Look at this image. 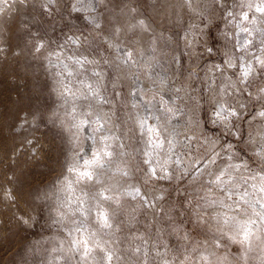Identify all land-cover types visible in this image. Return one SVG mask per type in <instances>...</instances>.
Listing matches in <instances>:
<instances>
[{"label":"snow or ice","instance_id":"snow-or-ice-1","mask_svg":"<svg viewBox=\"0 0 264 264\" xmlns=\"http://www.w3.org/2000/svg\"><path fill=\"white\" fill-rule=\"evenodd\" d=\"M30 2L0 0V15L13 16ZM54 2L47 0L41 7L47 9ZM213 2L225 20L221 36L228 50L220 63L205 61L202 66L201 59L205 55L211 58L213 47L196 51L200 39L193 29L199 26L192 25L183 37L177 34L175 43L179 49L182 39L184 48L192 49L188 56L196 67L184 69L181 59L185 53L181 52L180 58L173 55L169 64L172 80L167 71L164 75L157 71L162 65L155 54L160 41L164 47L174 41L171 36L156 34L143 11L145 0H95L111 19L96 11L93 0H77L80 6L72 5L76 12L89 10V23L98 32L106 31L103 39L108 47L120 53L115 67L135 69L130 72L129 95H140L136 89L139 72L153 87L150 99L142 105H131L136 111L128 114V120L134 122L139 135L129 151L123 124L114 108L115 97L121 93L113 92L111 98L106 95L108 86L102 72L91 73L93 82L79 78L85 65L100 62L87 56L68 57L77 66L72 69L63 63L61 51L49 52V65L63 68L56 73L63 113L54 114L50 122H58L68 134L70 149L65 154L64 174L54 182L58 185L53 193L58 207L55 217H50L61 235L52 238L54 246L47 250L42 264H251L253 260L264 264V0ZM182 6L203 17L197 0H183ZM101 20L107 21V29ZM30 35L35 52L48 47L44 36ZM145 36L149 38L148 48L142 47ZM87 40L83 34L67 36L58 48L80 46ZM7 50L0 46V54ZM73 78L78 87L72 84ZM177 79L184 81L180 87L173 86ZM195 80H200L203 87L199 91L207 96L194 95L198 91ZM201 100L210 104L211 123L216 128L213 136L202 128L198 115ZM141 107L148 115L141 114ZM29 115L20 117V129L35 124L36 116L32 114L29 120ZM178 115L186 117L183 125L179 120L173 123ZM24 143L33 155L45 151L43 145L32 147L38 138L25 139ZM240 143L246 144L251 153L238 151ZM201 151L203 154L197 155ZM160 181L173 186L171 191L177 193L180 203L165 209L162 202L168 201L171 191L154 187ZM129 197L137 204L126 212ZM4 199L17 204L11 189ZM49 199V193L44 192L34 197L33 203ZM137 209L141 215L153 213L143 232L136 228L141 223ZM33 211L16 219L28 227H45ZM157 217L174 225L171 234L179 241L175 246L162 238L164 229L156 227ZM231 246H236L235 251Z\"/></svg>","mask_w":264,"mask_h":264},{"label":"rangeland","instance_id":"rangeland-1","mask_svg":"<svg viewBox=\"0 0 264 264\" xmlns=\"http://www.w3.org/2000/svg\"><path fill=\"white\" fill-rule=\"evenodd\" d=\"M46 3L47 0H31L27 8H20L19 12L13 16L0 15V46L8 49L6 53L0 54V264H42L47 258V250L54 246L52 238L61 235L59 226L53 224L50 217H55L58 207L53 195L58 185L54 182L57 177H62L64 174L65 154L69 152L70 145L68 134L59 127L58 122L56 124L50 122L55 119L54 114L62 115L63 113L61 86L58 82L60 78L56 75L63 68L49 65L46 59L49 52L61 51L63 63H67L72 69L77 66L73 65L67 59L68 57L87 56L89 60L100 62L98 65H85L84 69L79 71V78L86 82H93L91 73L102 72L105 75L104 83L108 86L106 95L111 98L113 92L121 93L115 97L114 108L123 124L125 142L129 146V151L135 147L139 135L134 122L128 120V114L136 111L131 108V105L134 103L142 105L152 95L150 89L153 85L143 72L137 73L139 83L136 89L140 90V95H129L132 90L130 72L135 69L130 70L123 65L119 68L115 67L116 58L120 53L108 47V43L103 39L106 31L98 32L89 23L87 19L90 15L89 10L73 11V4L80 6L77 0H55L47 9L42 8L41 5ZM182 3L183 0H145L143 7L146 18L149 19L156 34L163 33L165 38L171 36L174 41L169 47H164V42L160 41L155 54L162 65L157 71L161 75L167 71L169 80L173 79L169 69L173 55L180 58L181 52L185 53L181 59L183 68L196 67L192 58L188 56L192 49H185L182 39L179 40V49L175 43L177 34L183 37L184 32L192 25L199 26V29H193L200 39V46L196 48V51L202 52L204 46L213 47L212 57L205 55L201 59L202 66L205 61L208 64L220 63L223 59L222 54L228 50L225 46L226 41L221 36L225 30V20L220 8L213 0H197L200 5L198 12L202 11L203 17L189 12ZM159 5L165 7L160 8ZM93 6L102 16L112 18L103 5H95V0H93ZM101 24L105 29L108 28L106 20H101ZM199 30L203 31V35H200ZM37 33L48 41V47L42 52H35L29 43L33 39L30 34ZM81 34L88 38L87 43L82 42L80 46L68 45L62 50L58 48V45L65 43L67 36H81ZM142 47H149V38L146 36ZM228 47L230 48L231 45L229 44ZM147 58L151 59V56ZM53 60L55 62L56 58L53 57ZM105 60L109 63H104ZM109 64L112 66L110 67ZM179 66V64L176 65L177 68ZM109 74H111L110 78ZM203 75L204 72L201 71V78ZM116 77H120L119 81ZM114 83L115 87H113ZM182 83H184L183 80L177 79L173 86L180 87ZM72 84L74 87L79 86L75 78L72 79ZM194 87L198 89L194 95H208L206 92L199 91L203 87L200 80L194 81ZM201 105L198 115L202 121V128L208 136H213L216 134V128L211 123L210 104L201 100ZM140 112L142 115H148L142 107ZM25 113L30 114L29 120L34 114L36 122L32 127L25 126L22 130L19 127L20 117ZM185 119V116L178 115L173 123L179 120L180 125H183ZM129 129L132 132H129ZM181 131L183 132V128ZM33 138H38V143L32 147L38 148L43 145L45 151L33 155L28 150L29 146L25 145L24 141ZM232 141L236 143L235 138H232ZM87 149L86 144L85 150ZM239 149L251 153L246 144H237V150ZM202 154L203 151L197 155ZM154 187L171 191L173 186L166 181H160ZM8 189H11V194L17 197V204L4 199ZM44 192H48L51 199L36 200L33 203V198L43 195ZM162 203L167 209L169 205L180 203V199L175 191H171L168 201ZM136 204L137 201L127 198L125 211H131ZM30 209H34L33 215L41 217L40 224H44L45 227L40 225L28 227L18 222L16 217ZM152 215L151 211L141 215L140 210L137 209L136 216L141 223L137 224L136 228L140 232L145 231L144 225L151 221ZM155 224L157 228L164 229L162 238L166 242L173 246L179 243L176 236L171 234V228L174 225L166 223L159 217L156 218ZM231 247L232 251H235L236 246ZM251 264H258V261L253 260Z\"/></svg>","mask_w":264,"mask_h":264}]
</instances>
